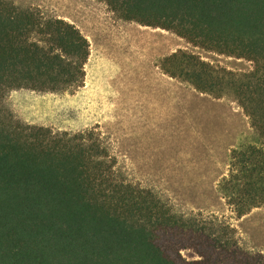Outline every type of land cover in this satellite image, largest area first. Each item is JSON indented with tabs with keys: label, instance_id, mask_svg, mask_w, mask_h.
I'll return each instance as SVG.
<instances>
[{
	"label": "trees",
	"instance_id": "16d2710c",
	"mask_svg": "<svg viewBox=\"0 0 264 264\" xmlns=\"http://www.w3.org/2000/svg\"><path fill=\"white\" fill-rule=\"evenodd\" d=\"M101 1L125 21L252 62L240 75L178 51L161 69L201 93L233 96L264 140V0ZM89 47L75 25L0 0V102L15 89L81 87ZM220 190L239 216L264 206V146L233 150ZM233 233L127 182L92 131L56 133L0 114V264H264ZM188 248L200 259L185 260Z\"/></svg>",
	"mask_w": 264,
	"mask_h": 264
},
{
	"label": "rangeland",
	"instance_id": "374dc122",
	"mask_svg": "<svg viewBox=\"0 0 264 264\" xmlns=\"http://www.w3.org/2000/svg\"><path fill=\"white\" fill-rule=\"evenodd\" d=\"M6 1L75 25L90 54L81 87L11 90L0 102L1 116L56 133L92 131L127 182L153 191L178 215L229 225L243 251L264 254V206L239 216L220 190L232 151L264 140L233 96L201 93L161 69L178 51L240 75L253 70L252 62L125 21L101 0ZM181 256L200 259L190 248Z\"/></svg>",
	"mask_w": 264,
	"mask_h": 264
}]
</instances>
